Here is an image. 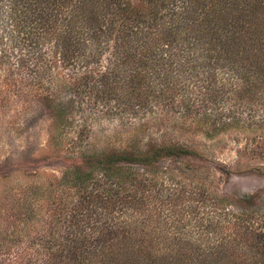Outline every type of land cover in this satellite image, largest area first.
I'll return each instance as SVG.
<instances>
[{"label":"trees","instance_id":"1","mask_svg":"<svg viewBox=\"0 0 264 264\" xmlns=\"http://www.w3.org/2000/svg\"><path fill=\"white\" fill-rule=\"evenodd\" d=\"M21 61L32 71L41 62L77 75L72 96L81 105L87 98L90 121L99 105L109 113L158 107L216 128L222 122V129L246 117L263 123L264 0H0V73L26 69ZM64 113L61 104L53 128ZM90 121L79 123L80 141ZM194 152L156 144L86 154L57 178L59 193L43 223L4 257L14 253L28 264H264V210L254 208L255 194L158 186L163 178L152 168ZM232 200L247 205L234 212ZM155 221L170 226L149 231Z\"/></svg>","mask_w":264,"mask_h":264},{"label":"rangeland","instance_id":"2","mask_svg":"<svg viewBox=\"0 0 264 264\" xmlns=\"http://www.w3.org/2000/svg\"><path fill=\"white\" fill-rule=\"evenodd\" d=\"M21 63L26 69L20 65L0 73L1 259L34 234L59 193L57 178L71 166L83 164L88 153L183 144L193 148L194 154L166 158L152 168V174L163 178L158 186L164 192L198 184L209 193L231 198L253 193L254 208L264 210V121L246 117L222 129V122L216 128L199 118L187 119L158 107L155 113H109L99 105H93L96 114L90 121L87 98L81 105L76 101L79 98L72 96L71 83L77 75L70 69L38 62L39 67L32 71L30 61ZM33 77L41 84L33 85ZM9 85L14 87L11 97L3 102ZM61 104L65 113L56 120L59 127L53 128L55 111ZM86 120L92 122L91 132L80 141L79 123ZM246 205L232 200L228 209L240 212ZM160 225L155 221L148 229L157 227V232H165L170 226L163 221ZM6 257V264H28L27 258L21 262L14 253Z\"/></svg>","mask_w":264,"mask_h":264}]
</instances>
